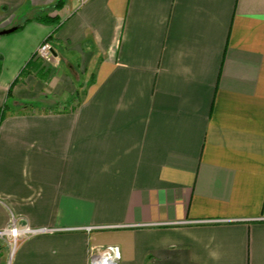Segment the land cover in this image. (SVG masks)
I'll use <instances>...</instances> for the list:
<instances>
[{
  "label": "crops",
  "instance_id": "0c3cea01",
  "mask_svg": "<svg viewBox=\"0 0 264 264\" xmlns=\"http://www.w3.org/2000/svg\"><path fill=\"white\" fill-rule=\"evenodd\" d=\"M56 2L0 0V264H264V0Z\"/></svg>",
  "mask_w": 264,
  "mask_h": 264
},
{
  "label": "built area",
  "instance_id": "2783aa9c",
  "mask_svg": "<svg viewBox=\"0 0 264 264\" xmlns=\"http://www.w3.org/2000/svg\"><path fill=\"white\" fill-rule=\"evenodd\" d=\"M89 0H76L78 7L83 6ZM35 58L44 64L53 65L58 63L59 60L55 56L53 47L48 40V37L39 45L35 52ZM87 231L92 228H86ZM53 230L45 228H31L28 225L21 226L15 217H11L8 225L0 229V242L6 244L10 249L9 263L19 246L26 240L36 235L51 233ZM120 250L117 246H107L98 252L90 255L88 264H119ZM8 263V264H9Z\"/></svg>",
  "mask_w": 264,
  "mask_h": 264
},
{
  "label": "trees",
  "instance_id": "16d2710c",
  "mask_svg": "<svg viewBox=\"0 0 264 264\" xmlns=\"http://www.w3.org/2000/svg\"><path fill=\"white\" fill-rule=\"evenodd\" d=\"M66 0H57V2L55 3V8H60L64 5ZM34 20L36 21H40V22H43V23H49V24H55L58 22L59 18L57 16L55 17H50L48 15H45V16H40V17H37L35 18ZM22 27V26H21ZM51 39V36L48 37V40ZM32 59H35L36 61H38L36 58H35V55L33 56V58H31V60L28 62L27 65H29V68H31V65H32ZM39 62V61H38ZM41 63V62H39ZM39 65V64H38Z\"/></svg>",
  "mask_w": 264,
  "mask_h": 264
},
{
  "label": "water",
  "instance_id": "95a60500",
  "mask_svg": "<svg viewBox=\"0 0 264 264\" xmlns=\"http://www.w3.org/2000/svg\"><path fill=\"white\" fill-rule=\"evenodd\" d=\"M19 26H15L9 29H5V30H1L0 31V36H4V35H8L11 34L13 32H15L18 29Z\"/></svg>",
  "mask_w": 264,
  "mask_h": 264
},
{
  "label": "rangeland",
  "instance_id": "374dc122",
  "mask_svg": "<svg viewBox=\"0 0 264 264\" xmlns=\"http://www.w3.org/2000/svg\"><path fill=\"white\" fill-rule=\"evenodd\" d=\"M5 246H6V248H7V250H8V255H10L9 253H10V249H9V247L6 245V244H4Z\"/></svg>",
  "mask_w": 264,
  "mask_h": 264
}]
</instances>
